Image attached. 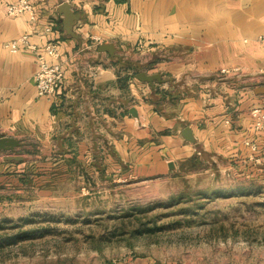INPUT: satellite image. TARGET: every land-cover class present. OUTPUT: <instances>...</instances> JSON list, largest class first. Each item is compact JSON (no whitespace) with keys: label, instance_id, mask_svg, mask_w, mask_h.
Returning <instances> with one entry per match:
<instances>
[{"label":"crops","instance_id":"1","mask_svg":"<svg viewBox=\"0 0 264 264\" xmlns=\"http://www.w3.org/2000/svg\"><path fill=\"white\" fill-rule=\"evenodd\" d=\"M15 1L0 0V137L21 144L0 149V211L92 194L99 179L164 175L199 149L264 155L252 114L264 109V0H68L78 37L64 28L66 0H31L35 20L8 15ZM26 33L39 47L60 42L65 76L52 96L37 95L35 51L4 46ZM141 70L164 81H142Z\"/></svg>","mask_w":264,"mask_h":264},{"label":"rangeland","instance_id":"2","mask_svg":"<svg viewBox=\"0 0 264 264\" xmlns=\"http://www.w3.org/2000/svg\"><path fill=\"white\" fill-rule=\"evenodd\" d=\"M110 185L0 211V264H264V155L199 149L172 172ZM141 223L156 229L134 234Z\"/></svg>","mask_w":264,"mask_h":264},{"label":"built area","instance_id":"3","mask_svg":"<svg viewBox=\"0 0 264 264\" xmlns=\"http://www.w3.org/2000/svg\"><path fill=\"white\" fill-rule=\"evenodd\" d=\"M5 10L10 16H18L21 13L27 12L31 20H35L37 16L31 0H17L8 3ZM46 30L51 31L52 27H47ZM93 39L98 43L102 42L101 37L98 35L93 36ZM260 40L264 41V34L260 36ZM4 46L12 52H18L22 47H28L35 51L39 64L35 75L38 96H52L62 87L65 71L63 63L60 60L62 51L58 40L49 41L42 47H39L30 41V34L26 33L18 38L5 42ZM252 114L255 118L254 128L256 130H264V109L261 106H256L252 109ZM256 149L257 147L254 146V150ZM135 264L147 263L145 261H138Z\"/></svg>","mask_w":264,"mask_h":264},{"label":"water","instance_id":"4","mask_svg":"<svg viewBox=\"0 0 264 264\" xmlns=\"http://www.w3.org/2000/svg\"><path fill=\"white\" fill-rule=\"evenodd\" d=\"M59 12L63 14L64 16V28L67 31L68 34L72 35L73 37H78V34L75 32V24L79 18V15L74 12L73 5L68 0L63 1L59 5ZM99 49L101 51H109V53L113 56L117 55L116 52V45L113 42H104L100 45ZM137 78H139L142 81H147L151 84H154L156 80L163 82L164 79L162 78L161 73H153L148 74L146 71H139L136 74ZM264 89V87L262 88ZM183 136L186 140L195 142V136L193 134V130L191 127L187 126L183 130ZM21 144V141L13 138L3 135L0 137V149H14L16 146H19Z\"/></svg>","mask_w":264,"mask_h":264},{"label":"trees","instance_id":"5","mask_svg":"<svg viewBox=\"0 0 264 264\" xmlns=\"http://www.w3.org/2000/svg\"><path fill=\"white\" fill-rule=\"evenodd\" d=\"M142 210H143V209H141L140 212H142ZM123 224H124V223H123ZM141 224H142V226H138L137 228H135L134 230H132L134 234H136V233H139V234H149L150 232H152L153 230L156 229V227H151V226H149V225H144V223H141ZM120 229H122V226H121V225H120V226L117 225V226L114 228V232H113V234H118V233L124 231V229H122V231L118 232V230H120ZM129 244L131 245L132 243L129 242Z\"/></svg>","mask_w":264,"mask_h":264}]
</instances>
